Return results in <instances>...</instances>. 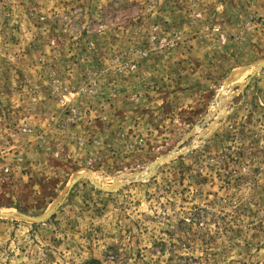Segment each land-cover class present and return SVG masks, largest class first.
Returning <instances> with one entry per match:
<instances>
[{"label": "rangeland", "instance_id": "obj_1", "mask_svg": "<svg viewBox=\"0 0 264 264\" xmlns=\"http://www.w3.org/2000/svg\"><path fill=\"white\" fill-rule=\"evenodd\" d=\"M98 261L264 264V0H0V264Z\"/></svg>", "mask_w": 264, "mask_h": 264}, {"label": "water", "instance_id": "obj_2", "mask_svg": "<svg viewBox=\"0 0 264 264\" xmlns=\"http://www.w3.org/2000/svg\"><path fill=\"white\" fill-rule=\"evenodd\" d=\"M48 215H49V214H47L46 216H44V217H42V218H40V219H38V220H35V221H41V220L45 219Z\"/></svg>", "mask_w": 264, "mask_h": 264}, {"label": "trees", "instance_id": "obj_3", "mask_svg": "<svg viewBox=\"0 0 264 264\" xmlns=\"http://www.w3.org/2000/svg\"><path fill=\"white\" fill-rule=\"evenodd\" d=\"M97 263H98V264H100V262H99V261H98Z\"/></svg>", "mask_w": 264, "mask_h": 264}]
</instances>
